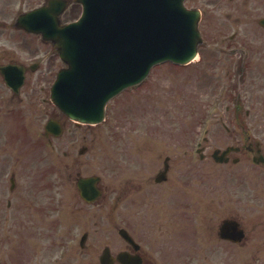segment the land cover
<instances>
[{
	"label": "flooded vegetation",
	"instance_id": "af4514ba",
	"mask_svg": "<svg viewBox=\"0 0 264 264\" xmlns=\"http://www.w3.org/2000/svg\"><path fill=\"white\" fill-rule=\"evenodd\" d=\"M27 1L32 0H0V67L15 65L25 74L24 84L15 92L0 72V204L4 206V225L12 222L19 226L18 230L15 229L20 242L17 241L18 264H86L90 257L99 263L102 260L109 264H158L152 255L154 250L150 245L146 248L142 235L136 230V217L142 216L144 207H152L157 195L169 196L174 190L178 194L180 210L190 208L193 216L201 217L206 212L212 215L207 227L212 240L206 242L208 247L206 244L201 247L199 243L201 251L196 250L194 243L197 252L194 264H264V238H249V230L238 216L247 207L249 193H259L260 197L264 191V0H208L200 9L203 44L193 65L197 66L195 70L203 72L206 86L210 88L204 95L206 104L201 114L213 119L228 135L235 131L241 133L237 143L213 149L194 144L192 149L199 159L189 160L197 163L193 168L183 165L185 169L176 170L171 157L166 156L163 167L153 173V166L142 167L139 177L119 186L108 200L104 192L97 201L88 203L77 191L76 201L86 207L70 208L67 215H72L75 210L77 218L81 219L78 227H82L90 219L87 215L91 214L97 227L80 234L77 225L71 227L69 223L60 222L58 204L61 201L52 189L49 194L45 192L43 202L35 192L31 191L30 196L25 192V167L21 164L25 101L26 98L39 101L40 95L25 97L24 91L30 85L36 93L37 88L45 84L43 78L29 79V74L41 71L44 66L50 68L58 56L53 46L45 43L40 35L28 33L16 25L20 15L48 0H40L35 7L25 9ZM68 1L63 23L77 20L82 12L80 4ZM27 36L37 38L38 46L41 42L52 50L26 51ZM219 77L222 78L216 86ZM200 94L201 89L192 91L195 98ZM217 95L227 102L221 111H218L220 105L216 104L221 102ZM43 101L52 106L50 118H53L57 110L49 97ZM43 137L50 144L56 139L47 134ZM147 171L150 174H145ZM196 177L204 179L203 189L200 181L188 188L191 183L187 179ZM35 179L31 181V188L38 186ZM47 180L50 181H44L45 188L55 187ZM259 204L262 205L263 201L259 200ZM104 214L116 220L114 235L107 238L106 244L105 235L99 230ZM13 216H17V221ZM193 221L194 218L191 223ZM230 221L240 224L244 239L234 241L233 231H226L225 226ZM260 226L264 227V223ZM183 242L191 248V242ZM164 255L167 264L186 262L182 254L174 251H165Z\"/></svg>",
	"mask_w": 264,
	"mask_h": 264
},
{
	"label": "rangeland",
	"instance_id": "374dc122",
	"mask_svg": "<svg viewBox=\"0 0 264 264\" xmlns=\"http://www.w3.org/2000/svg\"><path fill=\"white\" fill-rule=\"evenodd\" d=\"M207 1L189 0L187 4L200 8L206 5ZM38 3L40 0L27 1L24 8L30 9ZM37 43V38L27 36L25 50L37 52L52 50L46 44L40 42L38 46ZM55 58L50 68L44 66L41 71L29 74V79L43 78L45 84L38 87L36 93L32 91L34 87L30 85L26 86L24 91L25 97L36 94L40 95V98L39 101L36 98L34 101L26 98L25 101L23 114L25 134L21 149V164L23 163L25 167L26 196H30V192L33 191L43 202L45 192L49 194L53 191L61 201L58 204V216L62 219L60 222L69 223L71 227L73 224L77 225L78 234L90 228L97 229L94 221L91 220V214L87 215L90 219L87 223H83L82 227H78L81 226V219L77 218L75 210L72 215H67V210L69 211L70 208L86 207L75 199L79 176H100L101 187L106 192L105 198L108 200L119 186L139 177L142 167L153 166L151 173L156 172L158 168L163 167L161 165L166 156H169L173 160L174 169H185L184 166L193 168V164L197 163L189 160L199 159L192 149L197 142L213 149L236 144L238 137L242 136L238 131L228 135L213 119L204 118L203 113L201 114L206 104L204 95L210 88L206 86L203 72L195 70L196 65L179 68L171 64H163L155 68L143 84L123 92L113 100L108 108L107 119L102 124L76 126L57 112V119L64 123L65 132L50 144L44 141L43 135L46 122L53 114V108L43 99H48L50 87L63 66L58 56ZM221 78H217L216 86L219 85ZM195 89H201V94L196 96L197 99L192 95ZM223 98L219 96L221 102H216L220 105L218 111L223 110L227 105ZM205 138H208L207 142L204 141ZM181 144L184 146L181 147ZM84 147L87 148L86 151L80 153ZM147 173L150 174L148 171L145 174ZM30 176L33 178L31 179ZM34 179L38 186L31 188V181ZM46 179L50 180H47L48 184L54 183L55 187L45 188L43 183ZM188 180L190 182L193 179H187V182ZM197 181L203 182V189L204 179L196 177L192 184ZM261 192L263 194L260 197L259 193H249L245 205L247 207L238 215L246 224L249 238L252 239L264 238V234H261L264 232V227L260 226L264 223V191ZM259 200L263 201L262 205L259 204ZM178 204V194L175 190L171 191L169 196L157 195L152 207H144L141 210L142 216L136 217V230L142 235L146 248L148 249L150 245L152 251L154 250L152 255L155 262V259L158 260V264H167L165 251L182 254L186 258L183 264H194L197 256L194 243L196 250L201 251V247L204 244L208 247L207 243L212 240L207 230L212 215L206 212L201 217L196 214L193 216L190 208H186V211L180 210ZM3 212L4 206L0 204V264H18L19 236L16 235L15 229L18 230L19 226L12 222L4 225ZM180 213L184 216H178ZM12 218L17 221V216ZM193 218V222L197 224L191 223ZM102 223L99 230L100 233H104L106 244L107 238H112L114 235L116 220L104 214ZM183 241L191 242V248L186 247ZM199 243H201L200 248ZM169 258L171 257L168 256ZM86 264L100 263L90 257Z\"/></svg>",
	"mask_w": 264,
	"mask_h": 264
},
{
	"label": "water",
	"instance_id": "95a60500",
	"mask_svg": "<svg viewBox=\"0 0 264 264\" xmlns=\"http://www.w3.org/2000/svg\"><path fill=\"white\" fill-rule=\"evenodd\" d=\"M84 6L79 21L61 25L67 6L63 0L20 16L17 25L51 41L67 65L51 89V99L70 119L96 125L105 120L108 102L125 89L140 84L152 67L165 63L188 64L201 42L199 12L185 7V0H78ZM5 79L17 77L15 67H1ZM47 130L58 135L60 125L50 121ZM99 178L82 179L85 199L100 195ZM243 237L238 224L226 226Z\"/></svg>",
	"mask_w": 264,
	"mask_h": 264
}]
</instances>
